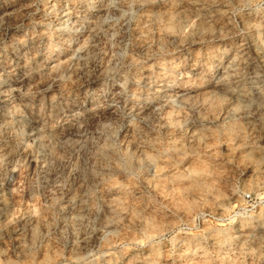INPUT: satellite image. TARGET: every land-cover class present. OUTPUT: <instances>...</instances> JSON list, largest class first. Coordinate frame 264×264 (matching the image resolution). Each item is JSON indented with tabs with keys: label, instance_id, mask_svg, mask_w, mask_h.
<instances>
[{
	"label": "rangeland",
	"instance_id": "374dc122",
	"mask_svg": "<svg viewBox=\"0 0 264 264\" xmlns=\"http://www.w3.org/2000/svg\"><path fill=\"white\" fill-rule=\"evenodd\" d=\"M0 264H264V0H0Z\"/></svg>",
	"mask_w": 264,
	"mask_h": 264
},
{
	"label": "built area",
	"instance_id": "2783aa9c",
	"mask_svg": "<svg viewBox=\"0 0 264 264\" xmlns=\"http://www.w3.org/2000/svg\"><path fill=\"white\" fill-rule=\"evenodd\" d=\"M242 198L245 199L246 201L252 200L251 193L249 192L243 193Z\"/></svg>",
	"mask_w": 264,
	"mask_h": 264
}]
</instances>
